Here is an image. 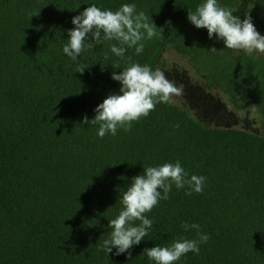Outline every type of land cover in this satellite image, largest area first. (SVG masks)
<instances>
[{
  "label": "trees",
  "instance_id": "trees-1",
  "mask_svg": "<svg viewBox=\"0 0 264 264\" xmlns=\"http://www.w3.org/2000/svg\"><path fill=\"white\" fill-rule=\"evenodd\" d=\"M200 2L0 0V264H153L144 249L196 238L181 221L198 223L209 240L175 264H264V131L204 128L173 103H158L115 136L99 138L90 120L119 89L110 77L122 70L116 65L155 69L170 47L234 109L253 108L264 129V60L206 43L203 28L187 20ZM219 2L264 12V0ZM90 3L112 10L135 3L160 35L139 55L128 49L117 58L104 42L72 62L62 53L67 30ZM176 160L189 175L207 178L203 191L186 195L173 186L146 213L154 227L130 257L98 251L131 178Z\"/></svg>",
  "mask_w": 264,
  "mask_h": 264
},
{
  "label": "clouds",
  "instance_id": "clouds-1",
  "mask_svg": "<svg viewBox=\"0 0 264 264\" xmlns=\"http://www.w3.org/2000/svg\"><path fill=\"white\" fill-rule=\"evenodd\" d=\"M232 13L233 10L221 6L219 0H201L194 10L188 9L187 20L196 28L206 29L208 39L222 40L228 50L264 54V35L256 30L251 17L241 20ZM71 24L74 27L67 30V43L63 45L62 53L72 62H78L82 52L104 42H110L109 51L117 58L125 59L128 49L139 55L144 51L146 41L160 35L157 32L160 27L149 15L137 11L135 3H123L116 10L90 3L71 18ZM117 68L122 70L119 73L113 71L110 77L119 83L118 91L106 95L94 107V116L90 119L92 124L98 125L96 135L99 138L115 136L118 129L130 130L133 122L147 117L158 103H171L173 97L183 91L163 71L147 64L132 62L124 68L116 65ZM88 122L86 116L81 120V123ZM206 179L202 175H189L179 160L143 167L142 174L133 176L123 191L122 207L115 218L108 219V227L112 230L98 246V251L107 257L109 253L130 257L133 246L139 245L154 227V220L146 213L161 200L169 199L173 186L178 190L185 189V194L191 195L203 191ZM180 227L185 232L195 230L196 238L182 237L170 245L144 249L153 264H175L189 252L199 253L200 246L209 240V234L201 231L198 223L181 221Z\"/></svg>",
  "mask_w": 264,
  "mask_h": 264
},
{
  "label": "rangeland",
  "instance_id": "rangeland-1",
  "mask_svg": "<svg viewBox=\"0 0 264 264\" xmlns=\"http://www.w3.org/2000/svg\"><path fill=\"white\" fill-rule=\"evenodd\" d=\"M233 15L243 20L251 17L256 30L264 35V12L262 8L248 3L233 10ZM206 43L223 44L222 40L208 39L206 29H202ZM231 54L244 53L228 50ZM253 55L264 60V54ZM155 69H160L165 76L182 87L181 95L174 96L171 103L188 112L204 128H221L227 130H244L256 135L264 131L260 116L253 108L234 109L226 97L217 89H207L203 79L188 61L178 55L172 48L166 47L156 61Z\"/></svg>",
  "mask_w": 264,
  "mask_h": 264
}]
</instances>
